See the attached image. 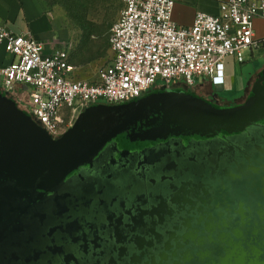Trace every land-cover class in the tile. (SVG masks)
<instances>
[{
    "label": "water",
    "instance_id": "1",
    "mask_svg": "<svg viewBox=\"0 0 264 264\" xmlns=\"http://www.w3.org/2000/svg\"><path fill=\"white\" fill-rule=\"evenodd\" d=\"M6 102L0 100V201L10 207L64 205L65 211L54 212L55 216L70 214L68 204L92 201L90 194L96 190L108 198L116 192L120 201L127 199L124 191L156 185L172 191L179 186V174L199 173L211 166L206 156H211L215 141L253 135L264 139V87L255 88L244 104L229 108L215 107L177 84L122 103L100 102L81 112L58 139ZM167 197L177 205L183 201L179 196ZM165 204L168 210L171 204ZM259 214L262 225L255 226L252 235L239 227L229 238L217 226L210 229L209 223L214 238L204 241L189 232L185 240L200 245V264H264V207ZM184 225L190 227L188 222ZM182 240H174L179 241L175 255L183 248ZM212 242L217 244L214 250L207 248ZM182 258L184 263L175 264H194L190 251Z\"/></svg>",
    "mask_w": 264,
    "mask_h": 264
},
{
    "label": "built area",
    "instance_id": "2",
    "mask_svg": "<svg viewBox=\"0 0 264 264\" xmlns=\"http://www.w3.org/2000/svg\"><path fill=\"white\" fill-rule=\"evenodd\" d=\"M176 0H124L110 33L112 57L94 81L77 77L71 46L47 52L30 31L0 25V86L26 100L25 109L53 137L62 136L85 108L126 102L184 81L195 87L226 84L225 60L246 62V52L264 53L256 20L264 0H226L217 15L198 12L192 26L173 21Z\"/></svg>",
    "mask_w": 264,
    "mask_h": 264
},
{
    "label": "flooded vegetation",
    "instance_id": "3",
    "mask_svg": "<svg viewBox=\"0 0 264 264\" xmlns=\"http://www.w3.org/2000/svg\"><path fill=\"white\" fill-rule=\"evenodd\" d=\"M247 68L241 76L242 86L235 91L224 93L209 82H202L189 88L188 93L218 108L242 105L253 95L255 88L264 87V55L259 61L251 62ZM229 141H215L210 146L211 156L207 155L208 151L205 154L211 166L199 173L179 174L178 188L169 192L156 185L143 191H124L127 199L120 201L116 192L114 197L108 198L106 194H100L101 190H96V194H90L92 201L88 210L81 208L78 211L75 205L68 204L66 207L70 209V214L65 213L63 216H55L54 212L58 208L55 206L48 209L36 204L2 206L0 243L8 239L16 226L22 232L31 231L32 227L26 218L34 210L42 209L40 211L45 218L54 216L55 220H48L46 227L47 234L52 230L54 236H47L49 239H42L38 245L39 248L44 247L39 254L42 264H175L179 261L184 263L182 257L186 251H190L194 264H200V245L186 241L187 233L194 232L205 241L210 236H216L214 230L208 231L209 223L210 229L217 226V231L229 238L234 237L233 229L240 227L243 232L252 235V229L262 225L259 211L264 207V139L258 135L246 138L232 136ZM193 182L196 184L193 185ZM67 188L72 192L77 190L75 187ZM169 194L179 196L183 201L179 205L174 204L168 199ZM167 202L171 204L168 210ZM22 207L24 212L19 210ZM14 208L16 211L13 212L11 209ZM101 208L108 210L110 220H104L99 227L92 214ZM161 208H164L162 213L154 215ZM69 216L76 218L72 221L79 220L82 223V230L86 234L74 243L63 244L62 236H58V227H50L57 220L66 222ZM135 220L141 225L153 224V231H145L141 225L132 227L130 222ZM185 222L190 223V227H185ZM92 229L96 230L95 233L90 232ZM179 237L183 238L184 245L175 255L179 241L174 240ZM216 245L212 242L207 244V248L214 250ZM29 259L33 262L36 260L33 256Z\"/></svg>",
    "mask_w": 264,
    "mask_h": 264
},
{
    "label": "rangeland",
    "instance_id": "4",
    "mask_svg": "<svg viewBox=\"0 0 264 264\" xmlns=\"http://www.w3.org/2000/svg\"><path fill=\"white\" fill-rule=\"evenodd\" d=\"M45 2L57 27L62 28L64 32L69 35L67 44L73 48V61L81 66L90 64L92 66V70H89L92 74L90 79H96L98 70L106 65L112 57L110 45L111 28L124 9V0H45ZM80 19L85 20L84 25L81 24ZM88 31H92L90 36H88ZM263 55L264 53L262 50H255L254 56L250 51H247L246 60L253 62L259 61ZM225 62L226 84L221 87H215L218 91L224 93H226V91H235L242 86V78L240 75V65L242 63L238 62L233 55L227 56ZM243 70H248L247 66H245ZM177 85L179 89L183 90L192 88L187 86L184 81L178 82ZM155 90L161 91L164 90V88L159 87ZM9 98L10 97L5 93H0V100L2 99L5 102L7 101L6 103L17 106L33 119L31 114L24 107L26 105L25 99L19 101ZM81 112L79 114H81ZM89 203L90 202H84L83 206L82 204H78L75 209L79 211L82 210L81 208L83 207L85 210H88L91 206ZM2 204L3 203L0 202V208L3 206ZM61 207H64V205L58 207L57 211L55 210L57 214L65 211V209ZM92 216L99 227H101V222H105L104 220H110V213L104 208L95 210ZM53 217L54 216H52V218ZM52 218H45L42 211L39 209L30 213L26 220L30 222L32 230L29 232H22V229L16 226L13 229V233L9 234L8 239H4L5 242L0 243V264H42L43 261L39 254L44 250V247L39 248L38 245L40 244L39 242H41L42 239L45 240L47 236H54L52 230L48 234L46 232L47 222ZM74 219L76 218L69 216L66 222L57 220V222L50 227L51 229L53 227H58V232L60 231L58 236H62L63 244L69 242L74 243L79 238L82 239L86 234V232L82 230V223L79 220L76 222L72 221ZM109 223L112 225L111 221H109ZM130 223L132 227L141 225L138 221H131ZM141 227L144 228L145 231H153V224H142ZM95 231L96 230L93 229L90 230L91 233H95ZM48 239L49 238H47V240ZM30 256L36 259L35 262L29 259Z\"/></svg>",
    "mask_w": 264,
    "mask_h": 264
},
{
    "label": "crops",
    "instance_id": "5",
    "mask_svg": "<svg viewBox=\"0 0 264 264\" xmlns=\"http://www.w3.org/2000/svg\"><path fill=\"white\" fill-rule=\"evenodd\" d=\"M226 0H176L173 21L179 26H192L198 12L217 15L220 13L221 3ZM0 25L6 26L13 32L22 33L30 31L33 36L46 45L47 52L64 48L69 41V35L56 22L49 12L45 0H0ZM258 37L264 36V19L256 20ZM73 48H71V61L78 66L77 77L94 81L91 78L90 64L79 65L73 61ZM9 61V57L0 54V62ZM253 61H246L240 65V75L243 68L249 67ZM86 67V68H84ZM86 69V70H85ZM83 71V72H82ZM5 93L9 99L18 100L15 95L7 92L0 86V93Z\"/></svg>",
    "mask_w": 264,
    "mask_h": 264
},
{
    "label": "trees",
    "instance_id": "6",
    "mask_svg": "<svg viewBox=\"0 0 264 264\" xmlns=\"http://www.w3.org/2000/svg\"><path fill=\"white\" fill-rule=\"evenodd\" d=\"M81 20V24L82 25H84V23H85V20H82V19H80ZM83 27H85V26H83ZM92 34V31H88V36H90ZM88 38V37H87Z\"/></svg>",
    "mask_w": 264,
    "mask_h": 264
}]
</instances>
